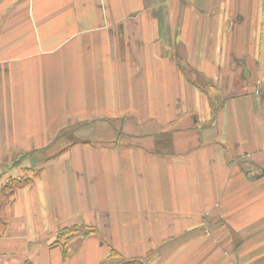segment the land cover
I'll return each instance as SVG.
<instances>
[{
  "label": "crops",
  "instance_id": "0c3cea01",
  "mask_svg": "<svg viewBox=\"0 0 264 264\" xmlns=\"http://www.w3.org/2000/svg\"><path fill=\"white\" fill-rule=\"evenodd\" d=\"M25 155L0 264H264V0H0V186Z\"/></svg>",
  "mask_w": 264,
  "mask_h": 264
},
{
  "label": "trees",
  "instance_id": "16d2710c",
  "mask_svg": "<svg viewBox=\"0 0 264 264\" xmlns=\"http://www.w3.org/2000/svg\"><path fill=\"white\" fill-rule=\"evenodd\" d=\"M23 157H26L23 156ZM22 157V158H23ZM19 161H15L13 164H18ZM12 164V165H13ZM33 182V179L24 174L20 177H8L6 181L0 186V229L5 225V217L3 210L11 203V198L15 191L18 189L29 186ZM98 232L91 226H73L66 227L59 231L57 234V243L63 248H66L73 240L77 238H86L88 236L97 235ZM108 258H118L117 262H108L102 264H148L149 259H124L114 251L110 250Z\"/></svg>",
  "mask_w": 264,
  "mask_h": 264
},
{
  "label": "rangeland",
  "instance_id": "374dc122",
  "mask_svg": "<svg viewBox=\"0 0 264 264\" xmlns=\"http://www.w3.org/2000/svg\"><path fill=\"white\" fill-rule=\"evenodd\" d=\"M208 92H210L211 96H213V97L216 94V97H217L216 91L213 92V91L210 90ZM32 156L33 155H26V157H24V158H22V156H20L19 159H16L17 161H19L17 165L13 164V165L8 166L7 169L9 171V173L15 178L16 177H20L21 175H24V174L27 175L28 173L25 170L22 169V165L21 164L25 161V158L29 159V157H32ZM6 179H7V177L4 178V181H6ZM211 228L212 227H206L205 226V227L199 228L196 231L195 234L197 236V241H198L197 242V245H198L197 247H198V249L201 248V250H202L204 245L206 244L204 241L206 239L211 238V240L213 241V244H214L213 245V249L214 248H217L219 250L223 249V252H222L221 255L220 254L219 255L216 254V256H218V258L216 260L213 258L214 259L213 262H211L209 264H236V261H234L232 259L233 256L229 252V248L227 246H225V244H224V235L222 234V232L220 230H215V229H211ZM186 237H188V236H186ZM181 247H182L181 250H183L184 249L183 246H181ZM208 247H210V246L208 245ZM171 250H172V246H170V251H169L170 254L172 253ZM185 250H186V252L185 251L183 253H182V251L180 252V257H182L183 254H185V253L187 254L188 253V250L187 249H185ZM226 252L228 254H226ZM213 253H215V251ZM155 257H156V254H153L151 259L154 260ZM116 259H117V261H119L118 258H116ZM159 264H188V256L186 257V259L180 260V261H178V260L173 261L172 259L167 258V259H165L164 263L160 262ZM198 264H208V262L205 263V261H203V262L200 261V262H198Z\"/></svg>",
  "mask_w": 264,
  "mask_h": 264
}]
</instances>
